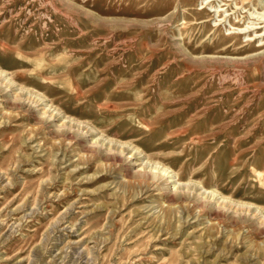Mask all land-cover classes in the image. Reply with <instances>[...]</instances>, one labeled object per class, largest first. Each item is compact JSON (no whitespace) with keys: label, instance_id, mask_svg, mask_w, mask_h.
Listing matches in <instances>:
<instances>
[{"label":"rangeland","instance_id":"1","mask_svg":"<svg viewBox=\"0 0 264 264\" xmlns=\"http://www.w3.org/2000/svg\"><path fill=\"white\" fill-rule=\"evenodd\" d=\"M0 264H264V0H0Z\"/></svg>","mask_w":264,"mask_h":264}]
</instances>
